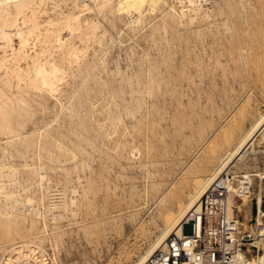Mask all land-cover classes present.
<instances>
[{
	"label": "rangeland",
	"instance_id": "rangeland-1",
	"mask_svg": "<svg viewBox=\"0 0 264 264\" xmlns=\"http://www.w3.org/2000/svg\"><path fill=\"white\" fill-rule=\"evenodd\" d=\"M227 1L238 2L211 0L210 15L191 23L91 10L82 18L98 24L101 45L61 31L82 58L55 53L66 61L59 92H31L10 143L0 135V187L10 194H0V264L136 263L182 218L168 216L172 202H186L185 214L221 174L231 214L255 229V204L237 206L261 185L264 208V178L251 176L264 172V152L215 170L264 118V0H249L235 24ZM229 117L236 123L224 128Z\"/></svg>",
	"mask_w": 264,
	"mask_h": 264
},
{
	"label": "bare ground",
	"instance_id": "bare-ground-1",
	"mask_svg": "<svg viewBox=\"0 0 264 264\" xmlns=\"http://www.w3.org/2000/svg\"><path fill=\"white\" fill-rule=\"evenodd\" d=\"M68 1L63 3L64 0H0V135L6 136L7 143H10V134L12 131L13 122L25 119L28 116L27 114H29V109L32 107V105L28 100V96L31 92L47 94L50 96H54L55 93L59 92L60 82L65 79L64 69L61 67V62L66 61L62 60L61 58L62 61L59 62L55 56V53L59 52V55H62L63 59L65 60L67 58L68 61H70L72 58H77L76 61L79 60L78 58H82V56L79 57V53H81V51L84 49L82 48L81 50L80 48L74 47L76 44L71 41V37H64L61 34V31L67 30L71 35H73L72 33L77 32V34L79 33L77 38L81 35H86L89 32L90 34L88 33L86 36L91 35L92 38L89 36L86 37V40L96 41L98 42L97 44L101 45V39L98 38L99 35L98 37H95V31L96 29H99L97 27L98 24L96 25L94 20L91 22L86 19V17L82 18V15L90 12L91 10H95L96 14L98 12H104L105 15L111 16V19L126 18L130 19V22L128 20L129 23H133L138 22L147 13L159 11L160 15L162 16H168L172 13H176V16L180 20L184 19L185 22L191 23L195 16L204 15L205 17H208L210 15L209 13L212 12L208 6L211 3V0H94L95 2L99 1L97 4L98 6H95V8H91L88 3H79L80 0H70L69 4H66ZM227 2L229 5L227 7L228 9L226 12V18L233 21V23L238 17H241L242 14L247 12V10L250 8L249 0H238V2L235 4L232 2L229 3V1ZM62 3L64 4V8H61L63 7ZM233 23L231 22V24ZM126 24L128 25L127 22ZM126 24L123 26L126 27ZM81 40L79 41L81 42ZM262 47L264 48V46ZM240 112L242 111L240 110ZM230 122L236 123L235 117L230 118V120H228L224 126L229 125L230 127V124H228ZM224 128H226V126ZM240 142V145H235L236 147L235 149L233 148L234 151L232 150L233 152L229 158H224L219 161L217 169H214L215 171L221 172L223 170L222 168L227 167L231 163L239 160L246 153L264 152V118L260 119L254 129L247 135L245 139H241ZM214 154L215 153H213V155ZM73 156L74 154H72V157ZM6 169H9L8 171H10V173L14 172L12 167L8 166ZM221 176L222 174L209 183L203 194L200 196L198 202L190 207L189 211H187L185 214L184 210L186 208V202H172L171 207L173 208V213H169L168 216L171 217L172 220L174 219V222L179 219L180 216H182L180 221L174 227L173 232H168L165 236H163L160 244L154 246V248L143 258L142 255L138 257L136 263L132 264H144V262L164 244L169 235L173 233L180 234L184 222L189 220L191 215L200 209L202 196L216 181L221 179ZM251 176L262 179L264 178V172L251 174ZM261 188L262 187L260 185L257 191L252 192L254 197L250 198V196L242 195V204L240 203V205L237 206V209L240 210L241 206L248 204L249 202L251 204H257L258 214L256 223H254L255 227H257V230H260V227L258 226L264 224V219H262L264 218V208L262 207ZM0 194H3L7 197L10 196V194L7 192H3L1 187ZM253 198L255 199L254 202ZM232 200L233 199L231 196L228 195L229 218H234V215L231 214L230 210ZM25 201L26 202H24L23 208L24 210H27V206L30 205L31 200L27 199ZM254 243L259 247V250L256 253H253V255L250 257H248V255L243 251L239 252L235 258L234 264H264V234L256 233ZM25 256L27 257V254ZM11 259L12 258L10 257L6 258L8 264H12ZM40 262L41 264H44L43 260Z\"/></svg>",
	"mask_w": 264,
	"mask_h": 264
},
{
	"label": "built area",
	"instance_id": "built-area-1",
	"mask_svg": "<svg viewBox=\"0 0 264 264\" xmlns=\"http://www.w3.org/2000/svg\"><path fill=\"white\" fill-rule=\"evenodd\" d=\"M222 175L202 196L200 209L184 222L180 234L173 233L144 264H234L241 251L256 253L255 234H264V224L257 230L244 229L238 218L228 216L227 183ZM249 189V187H248ZM235 198L238 192L231 191ZM256 216L258 206L255 204ZM185 228L190 231L186 233Z\"/></svg>",
	"mask_w": 264,
	"mask_h": 264
}]
</instances>
